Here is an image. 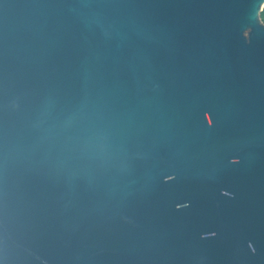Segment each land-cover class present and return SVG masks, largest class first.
<instances>
[{"label": "water", "instance_id": "1", "mask_svg": "<svg viewBox=\"0 0 264 264\" xmlns=\"http://www.w3.org/2000/svg\"><path fill=\"white\" fill-rule=\"evenodd\" d=\"M264 0H0V264H264Z\"/></svg>", "mask_w": 264, "mask_h": 264}, {"label": "trees", "instance_id": "2", "mask_svg": "<svg viewBox=\"0 0 264 264\" xmlns=\"http://www.w3.org/2000/svg\"><path fill=\"white\" fill-rule=\"evenodd\" d=\"M260 22L264 25V8L259 15Z\"/></svg>", "mask_w": 264, "mask_h": 264}]
</instances>
